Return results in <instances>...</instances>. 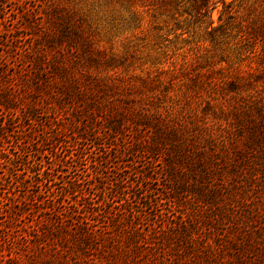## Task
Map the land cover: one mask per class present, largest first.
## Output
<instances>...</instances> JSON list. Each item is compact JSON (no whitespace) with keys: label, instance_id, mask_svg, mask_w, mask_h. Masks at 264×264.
Instances as JSON below:
<instances>
[{"label":"rangeland","instance_id":"obj_1","mask_svg":"<svg viewBox=\"0 0 264 264\" xmlns=\"http://www.w3.org/2000/svg\"><path fill=\"white\" fill-rule=\"evenodd\" d=\"M23 1L5 0L0 4V90L9 87L16 95L21 89L24 91L21 83L35 70L37 64L33 62L32 68L30 61L38 56L32 46L38 44L39 38L37 35L28 36L26 34L30 32L20 29ZM125 1L79 0L85 9L95 48L104 53L103 56L99 54L102 59L98 65L88 67L89 70L110 76L109 82L114 85L115 92L127 98L125 102L129 105L124 106L128 109L120 112L135 120L139 114L136 109L144 110L152 123L150 128L131 126L123 137L112 140L113 151L120 155V161L115 165L119 170L112 166L103 174V179L109 176L114 181L115 176H130L125 183L129 186L136 181L131 178L133 171H151L154 177L152 188L158 190L152 197L157 199L158 207L141 212L134 199L145 197V191L140 188L132 190L137 195L112 198L110 186L98 192L85 184L77 196H70L66 187L73 182L86 181L94 166V158L102 151L90 141L77 140L80 129L68 114L42 109L40 120L46 127L52 123L53 129L40 127L33 137L36 141L44 132L48 137L59 134L62 127L67 129L60 140L40 145V153H43L38 156L43 160L40 169H50L54 182L51 186L47 183L35 189L41 192V205H55L56 210L50 216L53 228H63L64 237L63 240H44L38 247H25L20 230H12L13 236L18 238L13 250L21 254L23 261L19 264H264V231L256 221L250 223L249 219V222L244 219L247 215L242 211V208H254L264 215V192L247 187L240 197L232 198L237 194L224 191V195H218L216 206L208 208L209 216L215 222L207 227L204 223L201 226L196 216L202 206L196 205L191 195H179L182 206L175 207L173 200H166V197H177L170 192L173 180L164 172L174 154L171 148L174 142L170 140L160 147V153L152 156L153 162L147 164L143 153L125 154L126 150L135 147L138 150L145 148L150 138L155 137L156 129H164L176 132L181 148L187 154L189 148L207 151L204 154L207 171L218 173L233 161L239 165L241 161L236 159L237 153L248 151V143L252 140L249 129L264 115V41L260 42V49L254 51L253 42L242 39L237 29L227 35L216 33L217 39L214 40L208 32V19H194L184 13V8H189L187 3L181 4H186L184 8L166 10L153 17L148 11L157 9V6L148 7L145 3L164 5L165 2L141 0L127 6ZM33 3L32 11L41 17L40 7ZM251 3L252 0L248 1L247 7ZM27 8L31 10L32 5L28 4ZM221 11L223 5L220 4L213 12L216 26ZM251 16L247 18L248 24L253 19ZM16 37H25L26 40L16 42ZM75 50L67 46L46 49V57L53 59L55 55H65L67 63L81 68L84 58L79 56L80 50ZM109 56L115 59L106 61ZM79 75L84 76V73ZM101 124V121L95 122L94 128L99 129ZM137 135L143 147L136 145L134 138ZM18 145L12 139L8 148L15 153L19 150ZM213 156L217 157V164L213 163ZM58 160L66 161L64 167L57 164ZM185 165L187 175L180 171L179 181L184 180L185 185L195 184ZM124 167L127 168L122 174ZM260 178L264 180L263 174ZM222 180L225 187L229 186L226 175ZM221 184L218 179L215 181L216 186ZM133 216L136 224L130 222L134 221ZM161 219H170L172 225L160 222ZM182 220L195 226L188 247H181L179 240L169 235L173 224ZM80 227L97 234L81 253L75 247L80 242ZM4 243L1 239L0 245L9 247Z\"/></svg>","mask_w":264,"mask_h":264},{"label":"trees","instance_id":"obj_2","mask_svg":"<svg viewBox=\"0 0 264 264\" xmlns=\"http://www.w3.org/2000/svg\"><path fill=\"white\" fill-rule=\"evenodd\" d=\"M137 1L141 0H126L125 5L129 6ZM160 1L165 2L164 5L158 2H154L153 5L145 3L148 7L157 6V9L148 11L151 12L150 14L153 17L154 14L162 15L166 10L184 8L186 4H181L187 3L189 8H184V13L194 19H208L210 21L208 32L214 40L217 39L216 33L227 35L230 31L237 29L238 33L242 34V39L253 42L254 51L260 49V42L264 41V0H252L249 7H247V3L251 0H233L231 2L227 0ZM4 2L5 0H0V4ZM33 2L40 7L41 17L36 15L35 11H32L35 6ZM235 3H237L236 7L233 6ZM28 4L32 5L31 10L27 8ZM220 4L223 5V11L220 12L218 25L216 26L213 12L217 10ZM21 5L23 11L21 12L22 21L20 26L22 27L20 29H26V33L30 32V34H26L28 36L34 37V35H37L39 42L35 47L32 46V49L35 48V53L37 51L38 56L30 61L32 68L34 67V65L32 66L33 62L37 66H35V70L33 69L34 76L31 77L33 73H30V75H27L29 77L22 81L23 92L21 89L20 94L16 95L15 91L9 87L0 90V117L2 119L0 121V240L3 239L4 244L9 245V247L0 245V264H19L23 262H21V254L15 253L12 247L18 242V238L16 239L13 236L14 232L12 230L14 229H19L22 233L21 239L24 244L26 242L25 247H38L44 240H56L57 238L63 240L64 237L63 228H53L54 223L50 216L56 210L55 205H52V207L41 205L39 200L41 192L35 189H39L42 184L47 183H50L51 186L54 182L51 179L53 176L50 169L47 167L44 170L40 169L43 163L42 159H38V156L43 154L40 153V145L44 146L50 140H60L63 137L62 133L67 129L62 127L58 131L59 134H52L48 137L44 132L43 137L36 141L33 137L36 136L37 130L40 127L44 129L47 126L42 123L39 117L42 109L51 110L53 113L68 114L72 118L73 124H76L80 129L76 134L77 140L90 141L95 148L97 147L99 151H102L99 152L98 157L94 158V166L91 167L92 171L88 173L87 180L73 182L66 187L65 190L70 196H77L85 184L98 192H103L110 186L112 198L117 195L119 197L137 195L132 190L140 188V190L145 191L143 193L145 197L139 200L134 197V199L135 203L140 205L141 212L153 211L158 207L157 199L152 197L158 190L152 188L154 177L151 171H133L131 178H136V181L130 183L129 186L131 187L125 184L128 183L130 176L120 178L115 176L114 181H111L109 176L106 180L103 179V174L107 173L108 170L110 171L112 166L114 170H119L118 165H115L116 162L120 161V155L118 152L113 151L112 140H115L116 137H123L127 128L131 126L150 128L152 123L148 120L144 110L136 109L139 114L136 115L135 120L129 119L126 113L120 112L128 109L126 106L129 103L125 102L127 98L125 99L115 92L114 85L109 82L110 76L89 70L88 67L98 65L104 53L98 52L99 50L95 48L91 30L87 27V15L84 7L80 5L79 0H24ZM251 15L253 19L250 25L247 18ZM23 39L26 40L25 37H16V42L21 43ZM64 46L70 49L74 48L75 51H81L79 56L84 58L81 68L72 67L67 63L65 55H55L53 59L46 57V54H48L46 49ZM27 57L28 55L25 56V58ZM114 59V56H109L106 61ZM79 71L84 73V76L79 75ZM87 71H89V75H86ZM98 121H101L102 126L96 129L94 124ZM46 128L52 130V123H49ZM162 130L156 129L155 137L150 138L149 143L143 148L144 150H138L135 147L136 149L126 150L125 154L133 156L135 153L136 155L143 153L144 163L147 164L153 162L151 161L152 156L160 153V147L170 140L174 142L171 145L174 154L167 166L165 165L164 172L170 180H173V182L171 181L173 187L170 192L177 195V197H166V200H173L175 207L182 206L180 205L179 195H191L194 198V203L202 206V210L198 211L196 216V218H199L201 226L204 223L207 227L208 224L213 225V222H215L209 216L208 208L216 206L218 195H224V191L237 194L234 195L235 197L232 195V198L240 197L244 191L246 192L247 187L264 192V180L261 181L260 178L261 174L264 177V115L260 121L254 123V126L249 129L252 132V140L248 143V151L241 154L237 153L236 159L241 161L240 164L236 166L233 161L227 169H223L224 172L221 170L218 173L207 171L208 164L204 157L207 151L198 152L194 148H189L190 151L187 154L181 148L180 139L176 132L170 133L164 131V129ZM72 132L76 133L74 130ZM12 139L19 144V150L15 153L8 148ZM134 140L136 145L143 147L138 135ZM213 163L217 164L216 156H213ZM57 164L64 167L66 161L58 160ZM185 164H189L190 168L189 165L186 166ZM184 165L195 179V184L185 185L184 180L183 182L179 181L180 171L184 174L187 171L183 168ZM126 168L124 167L121 170L122 174L125 173L124 169ZM77 169L78 167H76ZM93 174L95 177H93ZM225 175L229 182V186L226 187L222 180ZM241 175L243 180L240 179ZM217 179L222 183L221 185H215ZM5 187L9 188L5 189ZM11 188L13 191H10ZM16 195L23 196L19 198ZM242 211L247 215L244 219L247 221L249 219L250 223L256 221L261 226L260 229L264 231V215H262L261 210L246 207L244 210L242 208ZM133 220H130V222L136 224V217ZM125 222L126 220H124ZM160 222L172 225L170 219L166 221L161 219ZM191 224L193 223H189L188 220L176 221L173 225L177 230L175 231L173 228L169 231V235L179 240L178 244L181 247H185V245L188 247L189 240L192 238V229L195 226ZM78 234L80 242L75 247L81 253L85 247L89 246L91 238L93 240L97 237V234L95 232L89 233L85 227H80ZM61 247L64 248L65 246ZM32 258H34V255H32Z\"/></svg>","mask_w":264,"mask_h":264}]
</instances>
